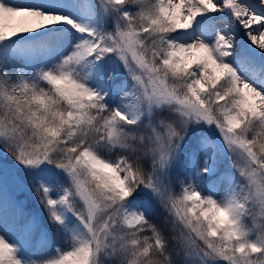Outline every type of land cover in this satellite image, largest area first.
I'll return each instance as SVG.
<instances>
[{"label":"snow or ice","instance_id":"6c2138e0","mask_svg":"<svg viewBox=\"0 0 264 264\" xmlns=\"http://www.w3.org/2000/svg\"><path fill=\"white\" fill-rule=\"evenodd\" d=\"M0 264H264V0H0Z\"/></svg>","mask_w":264,"mask_h":264},{"label":"bare ground","instance_id":"6f19581e","mask_svg":"<svg viewBox=\"0 0 264 264\" xmlns=\"http://www.w3.org/2000/svg\"><path fill=\"white\" fill-rule=\"evenodd\" d=\"M14 2H16V3H21V2H23V0H14ZM254 27H257V26H254ZM255 34V33H254ZM253 47H255V45H253Z\"/></svg>","mask_w":264,"mask_h":264},{"label":"rangeland","instance_id":"374dc122","mask_svg":"<svg viewBox=\"0 0 264 264\" xmlns=\"http://www.w3.org/2000/svg\"><path fill=\"white\" fill-rule=\"evenodd\" d=\"M38 207V206H37ZM49 252L51 251V250H48Z\"/></svg>","mask_w":264,"mask_h":264}]
</instances>
